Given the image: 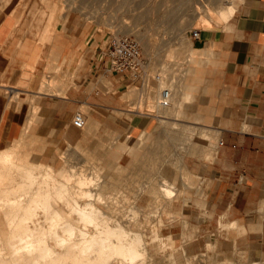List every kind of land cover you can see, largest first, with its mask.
Wrapping results in <instances>:
<instances>
[{"label":"crops","instance_id":"1","mask_svg":"<svg viewBox=\"0 0 264 264\" xmlns=\"http://www.w3.org/2000/svg\"><path fill=\"white\" fill-rule=\"evenodd\" d=\"M31 2L0 0V144L18 139L28 126L30 135L48 147L40 160L54 161L57 146L79 141L81 128L73 118L83 107L89 129L95 124L109 132L128 128L113 111L126 109L122 92L129 79L106 71L100 52L108 36L42 26ZM178 84L181 104L157 108L177 113L183 104L189 106L185 120L199 129L165 118L159 122L177 128L171 131L175 138L207 140L205 149L194 146L199 157H187L206 193L200 223L229 221L248 239L264 241V0H246L226 23L201 28ZM14 99L17 105L11 104ZM155 121L143 117L131 132L147 136ZM163 177L173 181L168 211L179 213L172 209L176 178Z\"/></svg>","mask_w":264,"mask_h":264},{"label":"rangeland","instance_id":"2","mask_svg":"<svg viewBox=\"0 0 264 264\" xmlns=\"http://www.w3.org/2000/svg\"><path fill=\"white\" fill-rule=\"evenodd\" d=\"M31 1L32 2L29 8L32 11L35 21L45 27L57 24L65 30H94L99 34L109 36L112 33H117V30H123L122 25L126 22V20H131L130 17L128 18L127 16L124 17L121 15L122 12L120 10L122 9H117L118 11L115 10L114 12V9L112 11V9L102 6L100 1L97 3H91L89 1H85V3L80 0ZM149 1L150 0H148V2L147 0L142 1L139 9H147L150 6L156 7L157 5L156 8L159 12V7L163 5L160 9V11L162 10L163 12H159L160 14H158L160 16L157 14L158 16H155L156 18L154 20L153 18L150 20V17H145V19L143 18L144 21L142 20V22L144 24L141 23L143 25L138 27H141V30L144 31L147 29L146 32L148 35L150 34L152 36L151 37L149 35L151 41L156 45V50L149 52L146 49L147 52L150 53V55H148V53L145 52V47H143L139 37H137L134 32H132V34L130 33L139 40L143 49L144 57H146L145 62L147 64L145 65L144 74L138 76L141 81L138 78H136L133 82L128 81L129 83L127 88L124 92H122V98L126 100V109L113 111V116H115L117 120L123 121L128 128H113V130L109 132L108 130H104L100 125L95 124L92 129H89L88 110L86 107H83L80 111L85 113L87 124L85 127L80 129L81 134L78 136L80 138L79 141L76 144H66L62 147L57 146L56 149L58 153L57 158L54 161L40 160L41 154L47 150L48 147L39 144V137H33L30 135L31 129L28 126L22 130L21 136L18 139H14L9 144H0V148L12 145V148L15 151L13 154L15 162L18 165L33 168L38 173L43 170L41 168H44L45 166L47 167V165H51L52 169H59L63 165H66V167L69 168L70 165H74L73 169H78V171H89L87 173L92 175L97 172L101 173L106 180V183H108L106 185V190L108 191L107 195L109 197L113 196V199L115 200L117 199L115 202H109V206L105 207L109 211V214H113L114 217H116L119 215L117 211L121 212L123 217L126 216L128 221L131 220V223L129 224L130 228L134 231L143 233V235L145 233L146 235L144 236L146 241H148L147 243H149L147 244V248L149 250H147L148 252L144 258V260L147 258L145 264H177L173 257H171V254L176 251H183L186 257H196L192 264H211L210 260L212 263L216 264L215 262L219 259L231 260L233 264H243L251 259L264 260V241L248 239L245 232L241 230L237 224H233L229 221H225L224 223L223 221H220L219 224L213 223L210 225L200 223L205 219V216L200 212L199 208L205 206L206 193L204 186L201 184V178L199 175L191 172L187 157H189V155L199 157L200 150L196 149L194 146L195 144H200V146L205 149V142L207 140H203L197 136H193L192 138H175L171 135V131L177 128L170 127V129H166L165 124L159 122L160 118H165L172 121L175 120L180 123L191 124L185 120L187 117L185 108L188 109L189 106L185 107L183 104L180 111L177 113L164 109L162 110L156 106L158 104V99H160L159 91L161 90L160 84L158 85L161 79L158 80L157 76H160V78L164 76L161 71V67H166L169 72L175 71V75L172 76V73L169 74V82L173 85L175 83L178 84L176 80L179 81L180 79V71H184L189 65L190 59H188L189 53L186 49V44L187 41H193V31L195 29L200 31L201 28L222 25L224 22H220V20H218L214 11L209 13L211 18L214 19L213 21L207 20L209 18L208 16H210L209 14L207 16V14L205 15L203 14L204 12H201L202 7L198 3L202 1L201 4L204 5L205 3H208L209 0H192V2H196V4L192 3L191 0H177L179 3L180 1L182 2L180 4L177 3L176 0H173L178 5L172 0H169L170 2L168 3L166 2L167 0H152L150 1V3H153H151L152 5H148L150 4ZM159 1H161V3ZM231 1L232 0H223L226 4ZM245 1L246 0H234L237 7ZM155 3L157 4L154 5ZM185 3L186 5H189H187L188 7L192 5L190 10L187 6L185 7ZM83 4L90 5L91 10H85ZM167 4H171L172 7ZM93 5L97 6L94 7ZM158 5L160 6L158 7ZM180 5L184 6L180 7ZM116 11L117 14H115ZM176 12H179V16H177ZM187 12L189 14H187ZM163 13H165V15ZM110 14H113V16ZM184 14L187 16L189 15V19H187V16L182 18ZM109 15L111 18L113 17L112 20L115 19V23L114 21L112 22L108 19L110 18ZM105 16L108 17L107 19L115 25L109 21L107 23V21H105L107 20L105 19ZM163 17L166 20H164ZM177 17H179V20H176ZM147 18L149 19L147 20ZM181 18L187 23L185 24ZM150 22H154V24H149ZM162 22L165 23L162 24ZM179 22L184 24L181 25ZM171 23L172 26L170 25ZM175 23L177 26H175ZM160 25L163 26V28ZM147 26L149 29L152 27V32ZM154 27H157L158 29L156 28L155 30L158 31H154ZM165 28H167V32ZM170 30L174 32L172 33ZM161 31L162 34L159 33ZM174 33L175 35H173ZM172 48L177 49L179 54L177 53L178 55H173L170 50ZM136 85L137 87L139 86L138 88H140L141 92L136 91L138 89L135 87ZM155 86L156 88H153ZM135 88L137 89L135 90ZM144 90L147 91L145 92ZM131 91L133 93H131ZM135 91L137 93H135ZM130 93L132 94V97ZM151 93L155 94V96L153 95V98L151 96L148 97L149 95H152ZM184 99L186 100V98ZM187 99L190 100V98ZM16 103L17 100L14 99L11 104L17 105ZM139 109L149 113H142ZM147 116L155 117V122L157 123L155 128L147 131V136L131 132L132 126L135 125L141 118ZM191 125L196 129H199V124L193 123ZM122 144L126 147H119V145ZM209 145L210 147H213V143H210ZM89 150L91 151V154ZM92 154L93 158L89 156ZM39 166L43 167L40 168ZM44 169L46 170V168ZM22 172L23 171L21 169H16L15 173H17V179L20 178L19 175H21ZM189 174H191V177H189ZM163 176L176 178V194L172 202V209H181V212L179 213L168 211V208L170 207V205H168V198L163 195L162 191H160L159 182ZM14 181L15 178L11 179L10 183H13ZM75 181L76 180H73V185H75ZM153 183L156 185V188H159V191L150 192L149 189L154 186ZM58 204L66 206V204L61 201ZM191 204H193L192 209H194L192 221L190 219ZM134 206L136 209V215L134 213L133 215H130L132 212L131 207L134 208ZM194 206H196V208ZM8 208L9 205L4 206L5 210ZM139 209L140 211L138 212ZM1 211L4 212V210L0 208V216L3 219ZM72 216L75 219L78 218L76 214H72ZM133 216L138 218L137 223L134 221L136 223L135 225L132 219ZM126 217H124V219H126ZM1 220L0 228L2 226H6L7 222V220L4 222H1ZM137 224L139 226H137ZM81 225H84V223H81ZM89 228L90 230H94V227L92 226H89ZM1 234L2 236L5 235L2 231ZM3 241L4 240H0V247L2 248H0V259L10 258V250L5 248ZM213 260H215V262H213ZM118 261H116L117 264ZM140 261L143 262V258H139L138 263H140Z\"/></svg>","mask_w":264,"mask_h":264},{"label":"bare ground","instance_id":"3","mask_svg":"<svg viewBox=\"0 0 264 264\" xmlns=\"http://www.w3.org/2000/svg\"><path fill=\"white\" fill-rule=\"evenodd\" d=\"M80 1L83 2L89 1L91 3L93 2L97 3L98 1H100V3H102V6L108 9H112V11L114 9V12L117 9H122L120 10L122 12L121 15L124 17L127 16L128 18L130 17L131 20L130 21L126 20L125 22L124 21L125 19L123 18L124 20L123 19L122 20L125 22L124 24L122 23L123 30L120 29L118 31L116 29L117 33L132 34V32H134L137 35V37H139V39L141 40L143 47H145L144 48L145 52L148 53V55H150L149 52H153L156 50L155 49L156 45L151 41V38L149 37L150 34L148 35L146 32L147 29L144 31L141 30V27L138 26H142L144 24L142 22L143 18L145 19V17H150V20L151 18H153L154 20L160 14L159 12L162 11V10L160 11V9L163 6V5L160 6L161 1H159L160 3L158 2L160 4L158 5V7L160 6L159 12L158 9L156 8L157 3L154 4L156 5V7L150 6L147 9L146 8L139 9L142 1H146V0H121V1L120 0H80ZM181 1L180 3H182ZM166 2L168 3L170 1L167 0ZM173 2L175 4L179 3V1H177V3L175 1ZM201 2L200 3L197 2V3L201 5L202 8L201 7L200 8L202 11L201 10L200 11L204 12L203 14L205 15L207 14L208 16L210 12L214 11L216 14L215 13L213 14L217 15L218 20H220V22L223 21L225 23L232 16V14L237 8V4L234 2V0H232L230 3L227 4L223 2V0H212V1L209 0L208 3L204 4L203 2L204 5H202ZM151 3L148 5L153 4ZM192 3L196 4V2H192ZM171 4L170 5L167 4V5L171 6ZM187 5L185 3V7ZM181 6L182 5H180V7ZM83 7L85 8V10L88 9L91 10L90 5L83 4ZM190 7H192V5H190ZM190 7H188L189 10ZM117 11L115 14H117ZM163 14L165 15V13ZM178 14L179 12L177 13V16H179ZM185 14L184 16H182V18L187 16ZM187 14L189 13L187 12ZM111 16H113V14ZM111 16L110 18L105 16L106 17L105 19L108 18L112 22L114 21L115 23V19L112 20L113 17L111 18ZM188 17L189 15L187 16V19H189ZM208 17H209L207 19L208 21L214 20L211 18V15ZM178 18L179 17L175 19L179 20ZM108 19L105 20L107 21V23L108 21L110 22V20ZM148 19L149 18H147V20ZM164 20L166 19L164 18ZM151 23L152 22H150L149 24ZM163 23L165 22H162V24ZM179 23L181 24L182 22ZM184 23L186 24L187 22L185 21ZM152 24H154V22ZM170 25L172 26V23ZM175 26H177V24ZM161 27L163 28V26ZM156 28L154 27V31H158L155 30ZM167 28H165L166 32H167ZM171 28L174 29L173 27ZM159 33L162 34V31ZM173 35H175V33ZM146 49L149 52H147ZM186 49L189 53L188 59H190L192 55V42L187 41ZM170 50L173 55L179 54L177 49L172 48ZM161 68H162L161 71L163 72L164 76L162 78H159L161 80L158 83V85L160 84L161 90L159 91L160 99H158V101L155 100L158 102V104L155 103L157 104L156 106H159L160 108H167L169 105L173 104L174 101L176 102L177 105L181 104V98L179 96V90L181 88V85L176 83L173 85L169 82V74L172 73L173 76L176 74V72L175 71L169 72L167 71L166 67L164 68L163 66ZM181 72L183 71L181 70L180 73ZM176 82L179 81L176 80ZM142 86H146V85H142ZM135 87H137V85ZM137 88H135V90ZM153 88H156V86ZM138 89L136 91L141 92L140 88ZM166 89L168 90L167 94L164 93V90ZM132 91L131 93H133ZM136 91L135 93H137ZM153 95L155 96V94H152L149 95L148 97L151 96L153 98ZM12 147H13L12 145H9L4 148H0V191H1L0 208L4 210V212L1 211V213L3 219H5L3 220L0 216V220L1 219L3 220V221L1 220V222L7 220L6 226H2L0 228V240H4L3 243L5 248L10 250V258H1L0 264H117L116 261L118 260L120 261V262L118 261V264L119 263L145 264L147 258L145 260L144 258L148 252L147 250H149L147 248V244L149 243H147L148 241H146L145 238L146 235L144 233L145 235L144 236L143 233L139 231H134L132 228H130L129 224L131 223V220L128 221L126 216H124L126 217V219H124V217L121 215V212L117 211L119 215H117L116 217H114L113 214H109V211L105 207L109 206V202L110 203L115 202L117 199L115 200L113 199V196L109 197L107 195L108 191L106 190V185L108 183H106V180L104 179L101 173L97 172L92 175L87 173L89 171L87 172L85 171L83 172V170L78 171V169L77 170L73 169L74 165H70L69 168L66 167V165H63L59 169H52L51 165H47V167L46 166L44 167L46 168V170L44 168H41L43 166H39L41 169L45 171L42 170L43 172L40 171V173H38L33 168L18 165L15 162L13 156L15 151L13 150ZM90 150L92 151V149ZM89 156L93 158V154ZM17 168L23 171L21 175L18 174L20 177L19 179L16 178L17 173H15ZM14 178L15 181L13 183H10L11 179ZM73 180H76L75 185L72 184ZM159 183H160V191H162L164 196L171 199L172 196L174 195V190L172 188L173 181L169 180L166 177H163ZM149 190L150 192H156L159 191V188H156V185H154ZM60 201L64 202L66 206H61L60 204H58ZM6 205H9V208L5 210L4 206ZM131 210H132L131 212L132 214L129 211L130 215H133V213L136 215L135 206L134 208L131 207ZM139 211L140 209L138 210V212ZM72 214H76L78 218L76 219L73 218ZM134 216L132 217L133 222L135 221L137 223L138 218ZM135 222L134 225L136 224ZM81 223H84V225H81ZM89 226L94 227L93 228L94 230H90ZM137 226L139 225L137 224ZM1 231L5 234L4 236H2ZM171 255H172L171 257H173V259L177 264H192L194 259L196 258L194 256L186 257L183 251L181 252L176 251ZM139 258H143V262L140 261V263H138ZM219 260L216 262L215 260H213V262H215L216 264H233V262L228 259L226 260L223 259L224 261L222 259ZM210 263L214 264L211 262V260ZM243 264H264V262L260 259H256L250 262H245Z\"/></svg>","mask_w":264,"mask_h":264},{"label":"built area","instance_id":"4","mask_svg":"<svg viewBox=\"0 0 264 264\" xmlns=\"http://www.w3.org/2000/svg\"><path fill=\"white\" fill-rule=\"evenodd\" d=\"M200 31L195 29L193 36L198 37ZM101 57L105 60L106 71L120 75L127 74L128 81L133 82L138 76L144 74L145 57L139 40L128 34L112 33L108 36L101 48ZM160 76H157L159 79ZM168 93V90H164ZM73 122L83 128L86 125V116L83 111L75 113Z\"/></svg>","mask_w":264,"mask_h":264}]
</instances>
